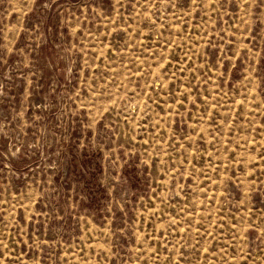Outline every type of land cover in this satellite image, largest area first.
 Returning <instances> with one entry per match:
<instances>
[{
	"label": "rangeland",
	"instance_id": "obj_1",
	"mask_svg": "<svg viewBox=\"0 0 264 264\" xmlns=\"http://www.w3.org/2000/svg\"><path fill=\"white\" fill-rule=\"evenodd\" d=\"M0 264H264V0H0Z\"/></svg>",
	"mask_w": 264,
	"mask_h": 264
}]
</instances>
